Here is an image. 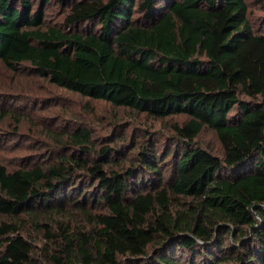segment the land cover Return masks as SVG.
<instances>
[{"label":"trees","instance_id":"1","mask_svg":"<svg viewBox=\"0 0 264 264\" xmlns=\"http://www.w3.org/2000/svg\"><path fill=\"white\" fill-rule=\"evenodd\" d=\"M49 2L0 0L3 64L190 119L175 125L177 143L158 149L146 137L118 168L105 156L121 148L94 155L86 128L70 135L79 156L0 163V215L100 210L91 232L46 231L54 245L41 259L18 221L0 222V264H264V31L248 1L59 0L67 13L47 25ZM204 127L223 155L197 143Z\"/></svg>","mask_w":264,"mask_h":264},{"label":"rangeland","instance_id":"2","mask_svg":"<svg viewBox=\"0 0 264 264\" xmlns=\"http://www.w3.org/2000/svg\"><path fill=\"white\" fill-rule=\"evenodd\" d=\"M247 1L255 30L264 31V0ZM35 3V7L40 6V0ZM43 10L47 25L61 24L67 13L59 0H50ZM189 119L184 114L155 118L148 113L115 106L59 87L36 74L29 63L11 70L0 61V163L10 169L38 163L43 158L55 160L60 155L75 152L76 156L81 155L70 141V135L82 128L90 133L94 155L103 147L121 148L105 156L118 168L121 162L128 163L137 154V145L146 137H152L158 149L177 143L175 125H183ZM197 143L223 155L221 142L209 127L203 128ZM97 212L100 210L91 208L90 214L79 211L55 214L40 209L36 215L25 214L19 218L0 215V222L18 221L21 233L41 259L43 248L53 246V240L60 237L63 229L69 233L91 232L97 227ZM46 231L54 233L55 238L50 239Z\"/></svg>","mask_w":264,"mask_h":264}]
</instances>
